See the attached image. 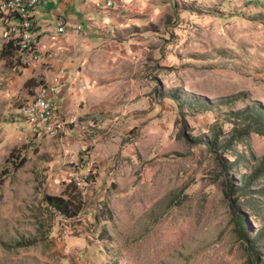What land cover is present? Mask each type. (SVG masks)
Returning <instances> with one entry per match:
<instances>
[{
  "label": "rangeland",
  "instance_id": "374dc122",
  "mask_svg": "<svg viewBox=\"0 0 264 264\" xmlns=\"http://www.w3.org/2000/svg\"><path fill=\"white\" fill-rule=\"evenodd\" d=\"M114 2L63 31L55 73L28 69L27 88L18 55L0 53V264H262L264 237L251 255L225 195L218 156L230 152L193 138L224 111L264 104V0ZM2 36L5 24L0 48ZM45 80L73 99L58 132L22 110ZM233 149L264 156V136ZM46 195L81 209L66 218ZM262 221L264 210H247L245 236Z\"/></svg>",
  "mask_w": 264,
  "mask_h": 264
},
{
  "label": "trees",
  "instance_id": "16d2710c",
  "mask_svg": "<svg viewBox=\"0 0 264 264\" xmlns=\"http://www.w3.org/2000/svg\"><path fill=\"white\" fill-rule=\"evenodd\" d=\"M7 1L9 0H0V4L1 2ZM17 49L13 46V41L4 42L0 49L1 57L8 58L14 55ZM32 82L33 79L27 80L24 84L25 88L31 85ZM234 101L235 100L228 99L226 101H219V103H199L198 106L202 110L207 111L210 110L211 107H214V104L216 106H226ZM221 116L222 117L220 118L217 117L215 123L209 127L210 134L207 135V139L203 136L193 139L201 140L207 144L211 150H220L219 153H222L223 150L230 152L229 157L226 155L218 156V161L220 166L223 167L225 171V179L227 180L226 183L224 182L225 195L228 198L230 194L235 195V197L230 199L229 205L235 213V217L238 225L241 227V231L244 232V237L251 243L248 245V248L251 251V255H253L256 253L255 247L258 245L259 239L264 237V222H261L262 226L257 230L254 236L248 238L245 236L246 229L244 228L243 218L244 215L247 214V210L250 212L264 210L262 209L264 208V200L261 199V197L264 196V185L260 186V184H258L259 178L264 176V156L247 157L245 153H240L235 149L231 150V148L234 143H238L240 139L250 135L251 133L264 136V104L253 102V104L246 105L245 107L237 110L227 112L224 111ZM225 123H229L231 126L227 131H223ZM14 159H17V156L14 157ZM23 161V157L18 159L14 168L20 167ZM241 162L245 163V165L246 163L250 164L248 165V173L240 170ZM235 172H237V175ZM86 179H88V177H86ZM44 201L46 202V205L66 218L76 216L82 206L80 200L72 202L68 199L53 195L44 196ZM262 264H264V261Z\"/></svg>",
  "mask_w": 264,
  "mask_h": 264
},
{
  "label": "crops",
  "instance_id": "0c3cea01",
  "mask_svg": "<svg viewBox=\"0 0 264 264\" xmlns=\"http://www.w3.org/2000/svg\"><path fill=\"white\" fill-rule=\"evenodd\" d=\"M39 4L40 5L34 8L33 15H30L34 20V27H35L36 34H37L33 36L34 41L36 42V47L33 49V52L36 54L38 53L39 59L35 60L32 57H26L24 53L20 51L21 49L19 51L21 52L22 55L19 54L17 51L14 53L18 55L19 62H18V65L13 68V70L15 71V73H20V74L22 73L21 76L25 78L24 81L31 79L30 73H28V69L34 68L37 65L43 67L44 69L43 74L46 73L45 74L46 76H51L52 73H55L51 69V67H53V65L57 63L55 59L57 57V53L61 49L60 45H63L62 39L65 35L63 31L67 30L68 28L70 30V28L72 27L74 28L76 26H77L76 27L77 29L79 28L80 30H82L85 27V25L91 26L92 22L96 19V18H92L93 12H95L98 17L99 14L107 13L111 10L116 9L115 2L114 4L107 3V2H100L99 5H96V3H91V2L87 4H83V0H42ZM85 17L88 19L89 23L84 25L82 21L83 19H85ZM50 21L53 25H55V27L49 26ZM59 23L63 24L62 31H58V28L60 25ZM0 24L3 26V22L0 21ZM2 31H3V27H2ZM68 33H73V32L70 31ZM50 53L53 54V57L49 56ZM27 58L29 59L31 58L32 60L36 62L26 64L24 60ZM49 62L51 63V65L49 64ZM46 67L50 68V70H47ZM24 70H27V71H24ZM44 83L48 85L50 92H54V88L52 87L51 81L49 82L48 80H45ZM29 96H27L20 103V105ZM67 96L63 97V93L61 92L56 97V100H55L56 108L58 112L61 113L62 115H64L65 113L71 112L70 105L73 102V99L70 100L69 98H66ZM16 114L18 117H20V115L18 114V111Z\"/></svg>",
  "mask_w": 264,
  "mask_h": 264
},
{
  "label": "built area",
  "instance_id": "2783aa9c",
  "mask_svg": "<svg viewBox=\"0 0 264 264\" xmlns=\"http://www.w3.org/2000/svg\"><path fill=\"white\" fill-rule=\"evenodd\" d=\"M89 2L96 3V5H99L100 2L114 3L113 0H83V4H87ZM13 6H21V4H16ZM23 8H28L29 16L33 15V10L35 7H23ZM0 21L3 22V24H5V36H2L4 42L13 41V46L15 48H20V32H23L24 30H31V38L29 39V49H22V48L20 49L23 50V53L26 57L39 58V56L35 55V53L33 52V44H36V42H33V35H36L35 27H29V22H21L20 19H13L12 15H7L6 19H0ZM59 24L60 25L58 31H62L63 24L62 23ZM61 84H62L61 81L57 80V89L54 90V92H49L48 102H41L40 100H38V102H36L32 107V110L30 112L31 121H34V119H42V128H53V127H45V119L49 118L50 116H59V124L67 122L66 119L64 118V115L59 113L56 108L55 100L56 97L61 92ZM73 119L74 118L69 119L68 123L71 122ZM36 132H40V131H36Z\"/></svg>",
  "mask_w": 264,
  "mask_h": 264
},
{
  "label": "bare ground",
  "instance_id": "6f19581e",
  "mask_svg": "<svg viewBox=\"0 0 264 264\" xmlns=\"http://www.w3.org/2000/svg\"><path fill=\"white\" fill-rule=\"evenodd\" d=\"M42 0H9L7 2H1L0 4V13L7 17V15H12V18L20 19L21 22H29V27H34V20L29 14L28 8L23 7H36ZM16 4H21V6H13ZM37 35V34H36ZM31 38V30H24L20 32V48L29 49V39ZM34 39V38H33ZM34 41V40H33ZM34 47V44H33ZM49 87L46 83H43L37 90L35 95L22 107L23 113L31 118L30 112L32 110L33 105L40 100L41 102L49 101ZM39 122L38 125L42 128V119H37ZM74 120V119H73ZM72 120V121H73ZM35 121V119H34ZM71 121V122H72ZM65 123L59 124V116H50L45 119V127H53V128H42L46 132H58L63 128ZM58 134V133H57Z\"/></svg>",
  "mask_w": 264,
  "mask_h": 264
}]
</instances>
